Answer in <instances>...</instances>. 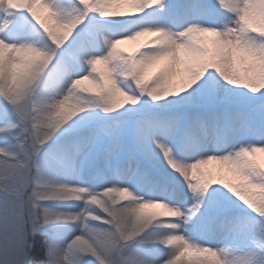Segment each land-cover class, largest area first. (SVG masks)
Returning a JSON list of instances; mask_svg holds the SVG:
<instances>
[{"label":"snow or ice","instance_id":"6c2138e0","mask_svg":"<svg viewBox=\"0 0 264 264\" xmlns=\"http://www.w3.org/2000/svg\"><path fill=\"white\" fill-rule=\"evenodd\" d=\"M0 98V191L58 176L73 257L264 264V0H0Z\"/></svg>","mask_w":264,"mask_h":264},{"label":"clouds","instance_id":"9594fccd","mask_svg":"<svg viewBox=\"0 0 264 264\" xmlns=\"http://www.w3.org/2000/svg\"><path fill=\"white\" fill-rule=\"evenodd\" d=\"M34 100H36L35 97H29L26 101L29 108ZM36 102L39 105V101ZM33 114L35 115V113ZM28 142V140L25 141L26 144ZM71 195L73 193L58 176L45 179L32 167L21 169L18 191L14 193L0 191V216H3L7 207L15 208V223L20 237L19 256H13L10 260L5 261V264H31L30 252L34 237L37 234L45 235L46 228L62 226L55 224L54 221L71 218L62 208L54 206ZM139 203H141V199L137 198L130 201L125 207H135ZM153 203L158 202L153 201ZM161 209H163L162 205ZM85 214L83 209L72 213L79 220H83ZM78 235L84 236L87 235V232L77 233L63 243L58 242L51 235L46 236L44 258L38 264H70L75 244L80 242L76 239ZM81 264H83V260Z\"/></svg>","mask_w":264,"mask_h":264},{"label":"rangeland","instance_id":"374dc122","mask_svg":"<svg viewBox=\"0 0 264 264\" xmlns=\"http://www.w3.org/2000/svg\"><path fill=\"white\" fill-rule=\"evenodd\" d=\"M40 14L43 16L45 13L43 10H40ZM22 28H23V32L25 35H34L32 33V28H31L30 24L24 23V24H22ZM8 35H9V37H13L14 32H9ZM120 47L125 48L127 51H132V49L134 48V42H126L125 44L120 45ZM84 86L90 87V85L88 84L87 81L84 82ZM4 103H6V102L3 101V98H0V105H2ZM257 155L260 158L261 163L264 164V153H258ZM208 167L213 169V170H216L217 168H219V165L216 162H209ZM54 206L60 207L62 209H71V210H76L79 207H81V205L76 203V202L58 203ZM96 211L99 213V210H96ZM99 214L103 215V213H99ZM89 223L94 227H100V228L104 227L103 225H98L97 222H95V221H89ZM82 232H83L82 228L80 226H77V225H64V226H56V227L46 228L45 229V235L39 234L41 236V240L37 245V249H38V251H40V254H41V252H42V254H44V243H45L46 236H48V235H51L52 238H54L58 242L63 243L64 241L70 239L73 235H75L77 233H82ZM144 250L145 249H144L143 245L133 244V245H131V247L127 251L143 253ZM42 257H43V255H42ZM11 258H12V254L7 248L0 249V264H5V261L10 260ZM109 258L113 261L118 260V257L116 256L115 253H112ZM82 260H83V264H99V262L95 258L90 257V256H88V257H79V256L72 257L70 260V264H81ZM39 261H40V259H38V261H36V262L38 263Z\"/></svg>","mask_w":264,"mask_h":264},{"label":"trees","instance_id":"16d2710c","mask_svg":"<svg viewBox=\"0 0 264 264\" xmlns=\"http://www.w3.org/2000/svg\"><path fill=\"white\" fill-rule=\"evenodd\" d=\"M41 240V236L39 234H37L34 239H33V245H32V248H31V252H30V261H31V264H38L36 261H38V259H42L44 257V254H40V251H38L37 249V245L38 243L40 242Z\"/></svg>","mask_w":264,"mask_h":264}]
</instances>
